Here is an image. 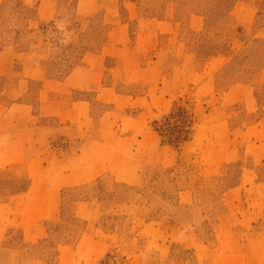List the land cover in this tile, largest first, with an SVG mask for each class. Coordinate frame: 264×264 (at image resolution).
Masks as SVG:
<instances>
[{
    "label": "rangeland",
    "instance_id": "rangeland-1",
    "mask_svg": "<svg viewBox=\"0 0 264 264\" xmlns=\"http://www.w3.org/2000/svg\"><path fill=\"white\" fill-rule=\"evenodd\" d=\"M24 97L0 264H264V0H0Z\"/></svg>",
    "mask_w": 264,
    "mask_h": 264
},
{
    "label": "crops",
    "instance_id": "crops-1",
    "mask_svg": "<svg viewBox=\"0 0 264 264\" xmlns=\"http://www.w3.org/2000/svg\"><path fill=\"white\" fill-rule=\"evenodd\" d=\"M15 101H10L8 108L0 109V137L4 138L3 161L1 159L0 169H11L14 167L15 162L22 160L23 154H26L33 144L27 139H40V136L43 137L45 134L51 132L52 128L51 119L44 121L37 118L35 123L30 124L28 109H25V105L30 104L32 99L24 97L19 100V104H16L18 102ZM15 105H19L21 109L17 113L12 112ZM43 132L45 134H42ZM41 152L39 150L34 154L38 158Z\"/></svg>",
    "mask_w": 264,
    "mask_h": 264
}]
</instances>
